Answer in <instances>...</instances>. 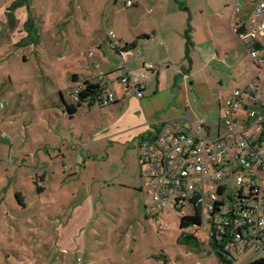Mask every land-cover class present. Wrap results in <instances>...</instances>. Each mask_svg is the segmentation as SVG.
Segmentation results:
<instances>
[{
	"label": "rangeland",
	"instance_id": "1",
	"mask_svg": "<svg viewBox=\"0 0 264 264\" xmlns=\"http://www.w3.org/2000/svg\"><path fill=\"white\" fill-rule=\"evenodd\" d=\"M128 1L97 4L101 23L97 30L87 29L106 47V59L97 67L98 45L90 43L79 51L75 35L62 43L57 38L61 27L48 22L39 27V34L34 23L14 32L4 26L1 15L0 264H226L207 230L182 228L181 217L168 212L146 217L151 213L145 208V179L135 148L140 137L134 142L128 134L142 131L127 128V107L84 102L72 116L66 110V104L78 101L76 91L83 83L74 75L81 76L84 67L92 64L100 76L113 64L123 65L106 33H118L114 19L131 17ZM187 1L194 8L202 4ZM205 1V14L194 9L193 16L187 11L188 17L197 24L207 18L232 39V23L239 17L233 14V0ZM239 1L240 15L248 17L251 1ZM245 62L253 67L246 53ZM260 87L264 91V74ZM239 115L246 118L247 111L241 107ZM218 126L219 121L212 133L204 130V138H216ZM229 169L231 176L221 182L234 191L238 176L233 166ZM193 210L191 204L186 206L188 213ZM223 255L231 264H248L264 258V250L258 255L254 249Z\"/></svg>",
	"mask_w": 264,
	"mask_h": 264
},
{
	"label": "crops",
	"instance_id": "2",
	"mask_svg": "<svg viewBox=\"0 0 264 264\" xmlns=\"http://www.w3.org/2000/svg\"><path fill=\"white\" fill-rule=\"evenodd\" d=\"M134 1L129 19L113 20L118 33L109 30L114 31L119 39L127 40L126 64L123 61V65L113 64L103 70L100 74L104 75L103 81L89 64L83 68L81 76H74V80L79 83L88 80L98 85L107 83L105 89L114 92L117 101L112 105L123 110L127 107L124 115L130 123L127 128L142 131L128 133L134 142L136 137H140L135 147L138 152L142 137L158 121L170 120L176 122L179 128L188 129L187 126L203 120L208 133L213 132V124L219 121L217 132L222 133L226 96L236 88L247 86L258 76L260 84L264 74L235 32V27L242 26L247 16L233 12L239 17L232 23V39H229L222 34L218 25H211L207 18L204 23L197 24L193 17H188L187 11L193 16L194 9L201 15L205 14V9H208L205 0L197 8L187 0ZM98 3H101L100 0H0V18L2 15L4 26L14 32L29 23L38 25L37 34L43 22H48L52 28L61 27L57 38L63 43L70 41L71 34L75 35L81 44L79 51L90 43L98 45L97 67L106 59V47L99 42L98 35L87 33V29L94 27L97 30L101 23L98 14L101 6ZM137 3L139 5L133 8ZM109 31L106 40L110 48L117 52L111 45ZM20 35L24 36V33ZM244 52L252 68L247 66V62L244 63ZM145 63H153L155 68L146 72L144 95L138 98L123 94L119 78L128 70L134 73L144 71ZM232 82L237 86L233 88ZM118 134L123 133L113 135ZM131 144L137 160L133 142ZM17 193L22 201V194Z\"/></svg>",
	"mask_w": 264,
	"mask_h": 264
},
{
	"label": "built area",
	"instance_id": "3",
	"mask_svg": "<svg viewBox=\"0 0 264 264\" xmlns=\"http://www.w3.org/2000/svg\"><path fill=\"white\" fill-rule=\"evenodd\" d=\"M250 1L252 11L242 26L235 27V32L263 71L264 0ZM242 10L243 5L235 0L234 14ZM108 34L112 47L126 64L127 40L119 39L114 31ZM144 68L139 73L128 70L119 78L123 94L138 98L144 95L146 72L155 65L145 63ZM99 79L103 81L104 75ZM259 79L260 76L226 96L224 130L213 140L204 138L203 120L192 123L188 129L165 120L156 122L139 144L146 186L142 188L153 217H159L161 212L180 217L193 214L186 211V206L191 204L194 208L192 200L198 196L197 204L202 207L200 227L209 231L218 243H224L228 254L254 249L258 255L264 250V91ZM114 101L115 94L109 91L104 105ZM241 107L247 111L246 118L239 115ZM229 166H233L234 175L238 176L234 191L221 182L231 176ZM163 228L159 225V229Z\"/></svg>",
	"mask_w": 264,
	"mask_h": 264
},
{
	"label": "trees",
	"instance_id": "4",
	"mask_svg": "<svg viewBox=\"0 0 264 264\" xmlns=\"http://www.w3.org/2000/svg\"><path fill=\"white\" fill-rule=\"evenodd\" d=\"M74 76L76 77L77 75H74ZM105 87L103 85L93 84L88 80L84 81L83 85L81 87H79L76 91V94L78 97L77 103L76 104H66V110L72 116L77 112V107L82 106V103H84V102H87L89 104V106L98 105L100 107L101 106L102 107L110 106V105L116 103L114 101V102H109L108 104L104 105V98L109 93V91L107 89H105ZM141 168H142V165H141ZM141 176H142V174H141ZM142 189H141V191H143ZM240 193H242V190H240ZM239 196L241 197L242 194H239ZM17 197H18V201H20L18 193H17ZM245 199H248V198L246 197ZM192 202L195 205L194 210H193V214H189V215L181 217L180 226L182 228H185L187 226H191L192 228H195V229L201 228L200 225L202 224V207H201L200 203L197 204L198 196H196L195 199L192 200ZM145 208L149 210V206L146 203H145ZM150 213H151V211H150ZM151 216H152V213H151V215H147L148 218ZM191 236H192L191 234H187L186 238H191ZM210 237L214 241L215 250H216V253L218 254V256L220 257V259L223 262H225L226 264H231V261L227 260L223 255V251H226V250H224V243H218V241L215 240V238L211 234H210ZM229 255L233 256V253L232 254L230 253ZM261 261H264V258H260L254 262L251 260L248 262V264H256V263H259Z\"/></svg>",
	"mask_w": 264,
	"mask_h": 264
},
{
	"label": "water",
	"instance_id": "5",
	"mask_svg": "<svg viewBox=\"0 0 264 264\" xmlns=\"http://www.w3.org/2000/svg\"><path fill=\"white\" fill-rule=\"evenodd\" d=\"M256 264H264V261H261V262H259V263H256Z\"/></svg>",
	"mask_w": 264,
	"mask_h": 264
}]
</instances>
